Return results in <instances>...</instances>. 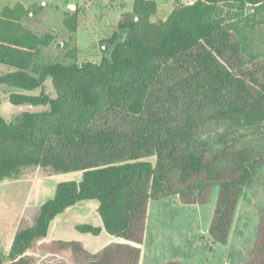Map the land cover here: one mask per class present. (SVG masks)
Returning <instances> with one entry per match:
<instances>
[{"label": "trees", "instance_id": "trees-1", "mask_svg": "<svg viewBox=\"0 0 264 264\" xmlns=\"http://www.w3.org/2000/svg\"><path fill=\"white\" fill-rule=\"evenodd\" d=\"M263 4L197 0L154 21L157 2L134 0L100 41L99 62H78L75 46L66 53L71 64H50L38 76L29 70L55 37L25 22L44 7H2L0 64L11 71L0 74V88L39 90L12 94L10 102L46 109L13 122L0 114V181L26 167L81 172L82 180L59 184L30 227L21 224L0 264H140L151 205L177 197L182 206H204L216 187L209 235L226 245L243 192L264 166L260 144L236 135H264V61L247 51L234 22ZM80 19L79 10L66 14L70 41H76ZM221 127L224 132L217 131ZM88 201L98 202L102 226L80 224L77 232L105 231L122 242L91 252L79 241L47 240L56 216ZM242 264H264V207Z\"/></svg>", "mask_w": 264, "mask_h": 264}, {"label": "rangeland", "instance_id": "rangeland-1", "mask_svg": "<svg viewBox=\"0 0 264 264\" xmlns=\"http://www.w3.org/2000/svg\"><path fill=\"white\" fill-rule=\"evenodd\" d=\"M158 13L154 21L165 20L178 4H191L197 0H154ZM22 3L26 7L43 6L38 18H30L25 24L39 35L51 34L55 42L42 49V55L29 70L38 76L50 64H71L66 59L67 50L79 49L78 62H99V43L114 31L121 14L133 7L134 0H0V10L6 5ZM81 11L76 41L64 27L66 14ZM235 33L245 42L247 51L264 61V4L247 8L245 17L235 21ZM11 70L0 64V74ZM47 94L56 98L51 79L45 82ZM40 91L26 92L12 87L0 88V114L13 122L23 113H37L45 107L11 104L12 94L39 95ZM264 131L263 126L259 127ZM224 132V128H218ZM236 135L251 143H259L264 152V135L256 130L242 131ZM214 136L211 138L213 141ZM155 162V158L150 159ZM81 172L54 173L47 169L26 167L18 176L0 181V258L8 257L15 235L21 224L30 227V218L52 200L59 184L80 182ZM218 188L214 189L210 202L204 206H182L178 198L153 203L150 208L148 230L142 245L141 264H166L180 261L182 264H242L252 252L264 207V166L256 169L252 184L244 190L240 199L230 237L226 245L214 243L209 227L216 206ZM96 201L83 202L56 216L50 223L47 240H75L96 251L116 241L103 231L99 236L80 234L76 226L92 224L102 226Z\"/></svg>", "mask_w": 264, "mask_h": 264}, {"label": "crops", "instance_id": "crops-1", "mask_svg": "<svg viewBox=\"0 0 264 264\" xmlns=\"http://www.w3.org/2000/svg\"><path fill=\"white\" fill-rule=\"evenodd\" d=\"M26 6V5H25ZM133 8V7H132ZM131 10V9H130ZM80 204H82V203H80ZM80 204H78V205H80ZM78 205H76V206H78ZM120 242H122L121 240H119V239H117L116 238V241L115 242H113V243H120ZM87 248V247H86ZM88 250H90L89 248H87ZM141 249H142V246H141ZM99 250H101V249H99ZM99 250H96V251H92V250H90L91 252H98ZM141 264V263H140Z\"/></svg>", "mask_w": 264, "mask_h": 264}]
</instances>
